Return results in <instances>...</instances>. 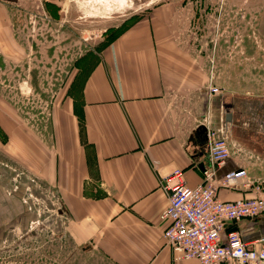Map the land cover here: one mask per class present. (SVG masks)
Segmentation results:
<instances>
[{
  "label": "crops",
  "instance_id": "0c3cea01",
  "mask_svg": "<svg viewBox=\"0 0 264 264\" xmlns=\"http://www.w3.org/2000/svg\"><path fill=\"white\" fill-rule=\"evenodd\" d=\"M15 2L0 0L5 39ZM180 11L171 2L148 7L107 41L54 114L47 157L33 150L32 176L42 173L59 193L65 243L79 264H198L176 261L163 238L170 220L160 218L169 199L162 184L180 170L187 187L199 186L211 166L199 128L232 123L224 116V77L215 72L221 59L208 50L213 41L192 38ZM209 87L221 91L212 94ZM7 160L5 138L0 165L6 168ZM215 175L230 185L218 189L222 201L254 198L264 182V154L231 149ZM236 228L251 243L264 236V215Z\"/></svg>",
  "mask_w": 264,
  "mask_h": 264
},
{
  "label": "rangeland",
  "instance_id": "374dc122",
  "mask_svg": "<svg viewBox=\"0 0 264 264\" xmlns=\"http://www.w3.org/2000/svg\"><path fill=\"white\" fill-rule=\"evenodd\" d=\"M15 1L9 37L0 31V141H8V165H0V264H79L65 243L59 193L41 172L32 176L33 150L47 157L54 114L80 70L85 75L106 42L148 7L171 2L192 38L213 41L208 50L221 59L215 72L224 77V111L233 114L230 148L264 154L243 103L264 101V0Z\"/></svg>",
  "mask_w": 264,
  "mask_h": 264
},
{
  "label": "built area",
  "instance_id": "2783aa9c",
  "mask_svg": "<svg viewBox=\"0 0 264 264\" xmlns=\"http://www.w3.org/2000/svg\"><path fill=\"white\" fill-rule=\"evenodd\" d=\"M216 94L219 89L209 87ZM206 129V139L211 166L202 172V183L186 186L180 170L165 178L163 189L169 192L168 206L162 220L170 224L163 238L176 253V261H196L198 264H264V236L243 241L236 224L243 219L264 215V182L255 186L257 196L238 201H222L219 188H230L227 180H217L215 170L231 155L227 133L223 129ZM225 134V135H224ZM241 171L237 175H241Z\"/></svg>",
  "mask_w": 264,
  "mask_h": 264
},
{
  "label": "flooded vegetation",
  "instance_id": "af4514ba",
  "mask_svg": "<svg viewBox=\"0 0 264 264\" xmlns=\"http://www.w3.org/2000/svg\"><path fill=\"white\" fill-rule=\"evenodd\" d=\"M201 15V14H200ZM203 26L202 28H204ZM200 29V28H199ZM202 30L200 29L199 32ZM203 32V31H202ZM211 40V39H209ZM247 106V112L250 114L247 120V126L255 124V132L259 135L257 139L264 140V101L243 102ZM233 116V114H231Z\"/></svg>",
  "mask_w": 264,
  "mask_h": 264
},
{
  "label": "water",
  "instance_id": "95a60500",
  "mask_svg": "<svg viewBox=\"0 0 264 264\" xmlns=\"http://www.w3.org/2000/svg\"><path fill=\"white\" fill-rule=\"evenodd\" d=\"M111 1L120 3V2H126L127 0H111ZM224 116H226V119L228 120V121H226V122L231 123V120H232V115H231V113L224 112ZM229 118H231V120H229ZM199 130H201V131L204 132V133L206 132V129H205L203 126H201V127L199 128ZM228 131H229V127H228V129H227V123H225V124H224V128H223V133H227V135H228V133H229ZM224 135H225V134H224ZM225 139L229 142L228 136H225Z\"/></svg>",
  "mask_w": 264,
  "mask_h": 264
},
{
  "label": "bare ground",
  "instance_id": "6f19581e",
  "mask_svg": "<svg viewBox=\"0 0 264 264\" xmlns=\"http://www.w3.org/2000/svg\"><path fill=\"white\" fill-rule=\"evenodd\" d=\"M122 3H124V2H120V4H122ZM122 5H124V4H122Z\"/></svg>",
  "mask_w": 264,
  "mask_h": 264
}]
</instances>
